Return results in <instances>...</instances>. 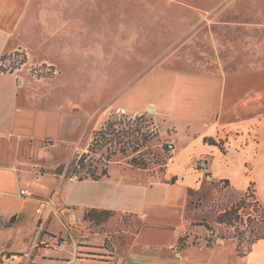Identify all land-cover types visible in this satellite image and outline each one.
<instances>
[{
  "label": "crops",
  "instance_id": "crops-1",
  "mask_svg": "<svg viewBox=\"0 0 264 264\" xmlns=\"http://www.w3.org/2000/svg\"><path fill=\"white\" fill-rule=\"evenodd\" d=\"M92 1L99 5L100 0ZM87 3L90 9L89 0H0V248L20 255L14 264H264V238L240 254L234 237L208 243V229L200 223L214 225L219 212L249 192L264 209V116H228L225 104L235 97L221 93L211 113L183 117L177 126L173 115L147 105L159 136L175 145L171 163L155 180L118 154L109 175L99 180L56 173L88 127L94 131L116 112L135 116L146 109L135 108L124 93L117 97L119 91L105 95L113 77L130 71L128 53L122 40L114 43L112 31L114 23L127 20V5L110 0L111 12L93 17L90 10L82 21ZM213 3L183 6L208 10L219 2ZM16 53L26 54L27 61L4 71L2 62ZM43 66L54 73H44ZM142 71L131 69L124 82L139 79ZM149 73L146 79L156 74V83H196L193 95L202 101L210 86L229 83L225 77L186 76L172 68ZM88 105L92 111L85 112ZM229 130L239 134L228 137L232 146L224 150L205 140ZM83 181L103 187L95 194L71 193L75 182ZM22 189L33 195H23ZM51 196L48 212L44 201ZM193 200L203 207H192ZM211 203L218 209L206 207ZM93 207L117 215L95 225L84 218ZM186 234L187 244L179 246ZM54 237L63 240L61 247L54 246Z\"/></svg>",
  "mask_w": 264,
  "mask_h": 264
},
{
  "label": "rangeland",
  "instance_id": "rangeland-1",
  "mask_svg": "<svg viewBox=\"0 0 264 264\" xmlns=\"http://www.w3.org/2000/svg\"><path fill=\"white\" fill-rule=\"evenodd\" d=\"M89 1L90 9L88 3L81 8L82 21L90 10L93 11V17L112 10L110 0H100L95 7L93 1ZM117 1L127 5L128 14L127 20L112 25L113 41L116 43L122 40L123 50L128 53L130 71H126L122 77H113L112 83H107L105 95L119 91L117 97L124 93L126 99L132 100L135 108L146 109L135 116L124 112L111 115L115 121L112 126L114 133L106 136L114 139L105 147L98 148L97 157L101 154L106 156L110 149H117L112 159L118 154L117 158L128 161L130 167L146 171L149 179L161 177L168 163H171L170 156L173 153L169 151L166 140L159 136L154 111L150 112V107H147L150 104L157 105L159 111L173 115L175 126L181 124L179 121L183 117L194 118L211 113L219 103L221 93L222 96L236 99L225 104L224 112L228 116L241 120L264 116V0ZM203 2L219 3L208 10L183 6L199 5ZM23 58V53L14 54L6 62L9 67L20 65ZM137 67L139 70L143 69V75L139 79L137 76L133 77L132 82L125 83L131 75V69ZM156 67L178 69L186 76L205 77L207 74L210 79L217 78L218 81L225 77L229 83H220L226 86L222 88L218 87L219 84L210 86L206 100L202 101L201 97L195 98L193 95L199 89L196 83H156V74L147 80L151 73H146ZM42 68L46 74L54 73L51 67ZM143 79L146 80L145 83H142ZM115 99L113 98V102ZM233 103L237 104L235 109L232 108ZM84 111H92V107L88 105ZM165 129L162 127L161 130L165 132ZM143 133L153 137L145 146H138L143 143ZM102 135L99 134V143L103 141ZM93 136V131L88 127L82 133L81 143L72 157L87 152ZM125 142L127 147L137 146L140 150L134 151L130 148L128 155L122 153L120 148ZM133 157L137 162H145L146 168L133 166L130 163ZM101 187L103 185L95 181L75 182L71 193L95 194L100 192ZM195 206L201 209L203 202L193 200L192 207ZM244 206L241 209L243 221L239 219L233 225L215 222L214 227L218 235H236L242 249L246 250L258 232L264 231L262 223L253 218L255 215L264 217V210L252 200H247ZM206 207L217 210L219 205L211 203ZM255 207L259 211L256 212ZM116 215L115 213L111 218ZM249 215H252L251 219L248 218ZM104 222L92 223L100 225ZM200 223L209 224L205 220ZM207 235H210L209 231Z\"/></svg>",
  "mask_w": 264,
  "mask_h": 264
},
{
  "label": "trees",
  "instance_id": "trees-1",
  "mask_svg": "<svg viewBox=\"0 0 264 264\" xmlns=\"http://www.w3.org/2000/svg\"><path fill=\"white\" fill-rule=\"evenodd\" d=\"M20 54V53H16ZM24 58L20 60L19 64H23L27 61L26 54H23ZM12 57V56H10ZM6 58L4 57L3 60ZM20 65H12L11 68H6L2 66V69L4 71L10 70L13 71L15 68L19 67ZM37 70V69H36ZM115 121L110 117L99 129H96L93 131V139L88 145V151L82 153L81 155H74L67 163H63L56 169L57 174H65L67 177H74L77 180H84L91 178L93 180H99L104 176L109 175V165L110 161L112 159L113 154L117 153V149H110L108 154L106 156H103L102 154L97 157L96 154L98 153V148L105 147L108 142L113 141L114 138L108 137L106 135L113 134L114 129H112V126H114ZM103 132V133H101ZM106 133V134H105ZM99 134H103L102 143H99ZM117 135V134H115ZM119 136V135H117ZM153 136L150 134L143 133V137L141 138L142 144L138 146H145V144L152 139ZM206 141L219 145L223 150L225 149L220 143L217 142V140L214 137H208L205 139ZM130 143V142H129ZM125 145L120 148V151L126 155H128V152L130 148L134 151H139L140 147L137 146H126ZM130 163L133 166L139 167V168H146L145 162H137V160L133 157L130 161ZM249 194L246 193L243 195L239 200H237L235 203H233L229 208H226L225 210L219 212V214L216 217V222L225 224V225H233L234 222L237 220H244V216L241 213V209L244 208L247 198ZM264 210V209H263ZM255 211H259L258 207H255ZM113 215H115V211L110 209H101V208H87L84 213V218L86 220H89L91 222H101V221H108ZM252 215H249L248 218L251 219ZM255 215L253 218H255L257 221L261 222L264 226V217L262 215ZM206 228L209 231V236L207 237L208 243H212L216 239L219 238H231L234 237L237 239L236 235H218V232L215 230L214 225L211 224H204ZM264 228V227H263ZM186 236H183L179 240V246H184L186 243ZM264 238V231L258 232L256 237L253 241ZM252 241V242H253ZM250 247H248L246 250H243L241 247V244L238 243V251L240 254H245L247 250H249Z\"/></svg>",
  "mask_w": 264,
  "mask_h": 264
},
{
  "label": "built area",
  "instance_id": "built-area-1",
  "mask_svg": "<svg viewBox=\"0 0 264 264\" xmlns=\"http://www.w3.org/2000/svg\"><path fill=\"white\" fill-rule=\"evenodd\" d=\"M9 60V59H8ZM2 66L6 67V68H11L7 65V62H2ZM54 72V71H53ZM236 134H239V132L237 131H233V130H229L228 132H226L224 134V137H216L215 139L217 140L218 143H220L225 149L228 148V147H231L232 144H231V140L228 139L229 136H235ZM249 135H251V132L249 131L248 133ZM227 137V138H226ZM168 147H169V151L171 153L174 152V149H175V145L173 143H168ZM173 158V155L170 156V160H172ZM204 162V161H203ZM21 193L23 195H26V196H32L33 194L26 190V189H22L21 190ZM249 194V197L247 200L249 201H256L253 197V194L252 193H248ZM53 197L51 196L48 200H45L44 202H46V204L48 205V208H47V211H51L52 210V204H53ZM38 212H41V209L39 208L38 209ZM46 216H43L42 219L40 220V225H39V228H38V233L41 232L42 230V225L44 223V219H45ZM54 246H57V247H61L62 244H63V240L59 237H54V239L52 240ZM44 245L46 246H50L51 242L50 241H44L43 242ZM20 255H14V254H10V253H7L5 251H3L1 248H0V264H14L13 261ZM27 256H29V253L27 254ZM19 264H28V261H24L23 263H19Z\"/></svg>",
  "mask_w": 264,
  "mask_h": 264
},
{
  "label": "water",
  "instance_id": "water-1",
  "mask_svg": "<svg viewBox=\"0 0 264 264\" xmlns=\"http://www.w3.org/2000/svg\"><path fill=\"white\" fill-rule=\"evenodd\" d=\"M149 109H150V112H153L154 111L152 107H150Z\"/></svg>",
  "mask_w": 264,
  "mask_h": 264
}]
</instances>
